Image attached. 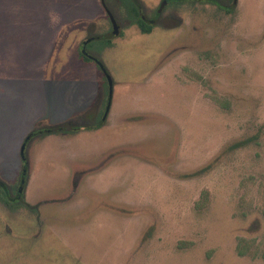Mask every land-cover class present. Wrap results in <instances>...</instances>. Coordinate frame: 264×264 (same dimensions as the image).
I'll return each mask as SVG.
<instances>
[{"label": "rangeland", "instance_id": "374dc122", "mask_svg": "<svg viewBox=\"0 0 264 264\" xmlns=\"http://www.w3.org/2000/svg\"><path fill=\"white\" fill-rule=\"evenodd\" d=\"M106 2L110 41L102 0H0L9 200L33 131L99 122L93 57L113 83L103 126L28 142L36 209L0 197V264H264V0H172L150 34L132 0ZM138 2L151 17L161 0Z\"/></svg>", "mask_w": 264, "mask_h": 264}, {"label": "trees", "instance_id": "16d2710c", "mask_svg": "<svg viewBox=\"0 0 264 264\" xmlns=\"http://www.w3.org/2000/svg\"><path fill=\"white\" fill-rule=\"evenodd\" d=\"M215 1L216 0H213L212 3L213 4H217V3H215ZM105 2H106V0H105ZM106 4H107V2H106ZM217 5L219 7H221V5H219V4H217ZM107 6H108V4H107ZM108 8H109V6H108ZM133 8H134V11H136V8L135 7H133ZM139 24H140V26H141V28H142V30L144 32H148V31L151 30V26L146 25L144 23V21L141 20L140 18H139ZM107 40L110 41V39H107ZM81 56L86 61H92L91 57L85 56L82 52H81ZM100 125L101 124H98V125H96V124L93 125L92 124V125H88L86 127L87 128H98ZM80 129H81V127H73V125H71V123H67L66 122V123H61V124H56V125H53V126H49L46 129H41V131L40 130H35L29 135V138L33 139V138H37L39 136H43V135L51 134V133H67V132L75 133V132H78ZM22 155H23L22 156V158H23V167L25 168L24 172L22 173V179H25V181H26L27 171H28V157H27V154L25 152ZM9 189L10 188H9L8 184L0 179V197L6 204H8L13 209L14 208L17 209V208H20V207H25V208H28L30 210H34L35 211L36 206L32 205V204H30V203H28L26 201V199L23 196V192L20 190V188L18 189V196L15 198L16 201L13 202L12 200H9L8 199ZM238 253L240 255H245V250L243 249V246H241V242L238 244ZM263 256H264V254H263Z\"/></svg>", "mask_w": 264, "mask_h": 264}, {"label": "flooded vegetation", "instance_id": "af4514ba", "mask_svg": "<svg viewBox=\"0 0 264 264\" xmlns=\"http://www.w3.org/2000/svg\"><path fill=\"white\" fill-rule=\"evenodd\" d=\"M170 1H172V0H161V2H160V4H159V6H158V8H156V10H154V12H153V14H152V16L151 17H148L144 12H143V10H142V8L143 7H141L138 3V0H132V2H133V6L134 7H136V11H135V13H134V16H135V18L133 19L134 20V23L137 25V27H138V29H139V31L142 33V34H150L151 32H152V30H153V28L154 27H156L158 24H160L161 23V21H162V19H161V14H162V12H163V8H164V6L167 4V3H169ZM194 1H196V2H202V0H194ZM208 3H212V1L213 0H206ZM236 1V0H235ZM218 2L220 3L221 2V0H216L215 1V3H217L218 4ZM216 4V5H217ZM220 5V4H219ZM110 9V8H109ZM110 18V17H109ZM139 18L141 19V20H143L144 21V23L146 24V25H148V26H151V30L150 31H148V32H144L143 30H142V28H141V26H140V24H139ZM115 19V18H114ZM110 20H111V18H110ZM111 23H112V27H113V29H114V24H113V22H112V20H111ZM115 23H116V26H117V29H118V35L119 36H122V32H121V24L120 23H118L117 21H116V19H115ZM89 39H91V38H89ZM85 44V43H84ZM86 46L84 45L83 47H82V49L81 50H83V54L85 55V56H88V55H90V54H87V52H86V50L84 49ZM85 50V51H84ZM96 60L97 62L99 61V60H97L95 57H93V60ZM109 100V99H108ZM107 105H108V102H107ZM106 105V106H107ZM111 106H112V104H111ZM111 106H110V109H111ZM106 110H107V107L105 108V110H104V113H103V115L99 118V122L98 123H96V125H98V124H101L100 126H103L104 124H105V122H106V120H107V116H106V118L104 119V121H103V118H104V116H105V114H106ZM110 111V110H109ZM109 111H108V113H109ZM108 113H107V115H108ZM90 119V115L88 116V114H86L85 116H84V120L85 121H87V119ZM70 122H72V121H68L67 123H70ZM71 125H73V127H81V129H94V128H87L86 126H88V125H75V124H71ZM89 125H91V124H89ZM94 125V124H93ZM99 126V127H100ZM98 127V128H99ZM80 129V130H81ZM79 130V131H80ZM41 131V130H40ZM35 138H33V139H30L29 138V136L27 137V139H26V148H27V144H28V142L30 141V140H34ZM25 153H26V149H25ZM22 167H23V164H22ZM28 167H29V162H28ZM24 167L22 168V171H21V180L23 181L24 179H22V173L24 172ZM20 187H18V189H19ZM17 189V190H18ZM16 196H18V191H17V195Z\"/></svg>", "mask_w": 264, "mask_h": 264}, {"label": "water", "instance_id": "95a60500", "mask_svg": "<svg viewBox=\"0 0 264 264\" xmlns=\"http://www.w3.org/2000/svg\"><path fill=\"white\" fill-rule=\"evenodd\" d=\"M102 4L106 10V12L108 13L109 17L111 18L113 24H114V31L112 32V34H110V36H107V39L115 36V35H118V29H117V26H116V23H115V19H114V15L112 14V12L110 11V9L108 8L105 0H102ZM86 43V42H85ZM85 51V50H84ZM98 63L100 64V66H102L105 74L108 76L109 80H110V85H111V90H110V96H109V100H108V105H107V110H106V114L103 118V121L104 119L106 118L107 116V113L108 111L110 110V106L112 104V97H113V83H112V80H111V77L109 76L108 72L106 71V69L103 67L102 63L100 61H98ZM25 149H26V142H24L23 146H22V154H24L25 152ZM25 182V179L22 181V185L24 184ZM21 185L20 187V190H22L23 186Z\"/></svg>", "mask_w": 264, "mask_h": 264}]
</instances>
